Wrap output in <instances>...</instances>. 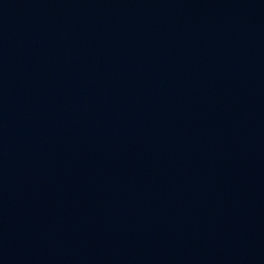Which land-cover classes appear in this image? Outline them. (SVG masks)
<instances>
[{"label":"water","instance_id":"water-1","mask_svg":"<svg viewBox=\"0 0 264 264\" xmlns=\"http://www.w3.org/2000/svg\"><path fill=\"white\" fill-rule=\"evenodd\" d=\"M0 264H264V0H0Z\"/></svg>","mask_w":264,"mask_h":264}]
</instances>
